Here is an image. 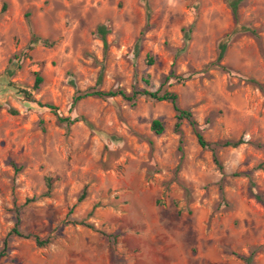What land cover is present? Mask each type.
Masks as SVG:
<instances>
[{
    "label": "rangeland",
    "instance_id": "1",
    "mask_svg": "<svg viewBox=\"0 0 264 264\" xmlns=\"http://www.w3.org/2000/svg\"><path fill=\"white\" fill-rule=\"evenodd\" d=\"M162 83L206 141L244 142L202 148L165 100L72 105ZM2 250L0 264H264V0H0Z\"/></svg>",
    "mask_w": 264,
    "mask_h": 264
},
{
    "label": "trees",
    "instance_id": "2",
    "mask_svg": "<svg viewBox=\"0 0 264 264\" xmlns=\"http://www.w3.org/2000/svg\"><path fill=\"white\" fill-rule=\"evenodd\" d=\"M232 11L235 15V13H236L235 5H233ZM36 39H37V36L32 33L31 39H30L31 44L34 43ZM224 51H225V45L222 44L220 46V50H219L218 57H217L218 61L223 57ZM149 61L151 62L152 59L149 58ZM167 78H168V76H166L165 80ZM41 80H42L41 76L36 75L35 82H34V88H37L39 86ZM163 85H164V83L160 84V86L155 90H149V89H145V88L134 87L130 92H126L121 88L108 89V90L86 89L84 91H77L76 92V94L74 95V97L72 99V105H75V103L77 101H79L80 99L85 98V97H90V96L107 98V97H114V96L119 95L123 99H125L127 101H131V102L135 101V99L138 96H144V97L151 99V100H154V101L165 100V101H169L172 104V107H173V110L175 113L174 130L179 131L182 121L186 120L188 122V124L191 126L192 130L194 131L196 138H197V142L202 148H210L214 152V150L218 146H234L235 147V146L239 145L240 143L244 142V140H242V138H239L237 140H226L223 142L213 143V144L206 141L204 139L201 131L199 130L198 123H197L196 119L193 117V114L191 113V111L188 109L181 108L177 103V94L173 91H170L167 89H162ZM21 91L23 92L25 99L30 100V101H34V98L32 97V94L30 91H28V90H21ZM41 105L44 107H47L56 116L57 121L60 123L71 124L76 120V118H70L68 116L59 115L57 112L56 106L52 103H41ZM151 129L156 134L161 133L164 129L162 121L160 119H157V118L153 119L152 123H151ZM214 160L217 161L215 156H214ZM85 195H86V190L84 188L82 190V192L80 193V195L78 196L77 200L81 201L85 197ZM77 223H81V222H77ZM11 233L15 234L17 236H24V234L17 228V225H15L11 229L10 234ZM35 241L39 245L45 243V241L39 240L38 237H35ZM4 245H6V239H4ZM3 252H4V250H2L0 252V256L3 255ZM245 261H246V264L250 263L249 258H245Z\"/></svg>",
    "mask_w": 264,
    "mask_h": 264
}]
</instances>
